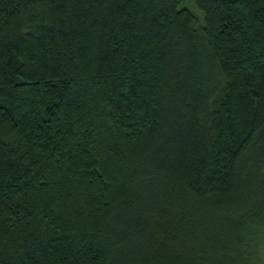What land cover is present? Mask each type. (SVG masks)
Returning <instances> with one entry per match:
<instances>
[{
  "label": "trees",
  "instance_id": "obj_1",
  "mask_svg": "<svg viewBox=\"0 0 264 264\" xmlns=\"http://www.w3.org/2000/svg\"><path fill=\"white\" fill-rule=\"evenodd\" d=\"M0 0V264H264V0Z\"/></svg>",
  "mask_w": 264,
  "mask_h": 264
},
{
  "label": "rangeland",
  "instance_id": "obj_2",
  "mask_svg": "<svg viewBox=\"0 0 264 264\" xmlns=\"http://www.w3.org/2000/svg\"><path fill=\"white\" fill-rule=\"evenodd\" d=\"M184 7L188 8L191 12H193L196 16L201 17V19L203 20V14L193 4L192 0H185Z\"/></svg>",
  "mask_w": 264,
  "mask_h": 264
}]
</instances>
